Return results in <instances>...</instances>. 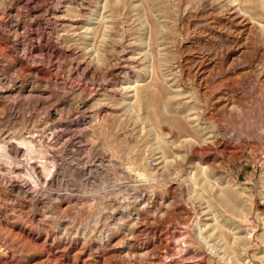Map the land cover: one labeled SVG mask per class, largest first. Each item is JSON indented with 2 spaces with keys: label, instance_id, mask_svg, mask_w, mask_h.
<instances>
[{
  "label": "rangeland",
  "instance_id": "1",
  "mask_svg": "<svg viewBox=\"0 0 264 264\" xmlns=\"http://www.w3.org/2000/svg\"><path fill=\"white\" fill-rule=\"evenodd\" d=\"M0 264H264V0H0Z\"/></svg>",
  "mask_w": 264,
  "mask_h": 264
}]
</instances>
